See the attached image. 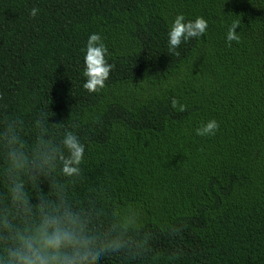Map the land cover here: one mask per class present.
Here are the masks:
<instances>
[{"label":"trees","instance_id":"1","mask_svg":"<svg viewBox=\"0 0 264 264\" xmlns=\"http://www.w3.org/2000/svg\"><path fill=\"white\" fill-rule=\"evenodd\" d=\"M179 14L208 28L175 55ZM234 21L240 42L229 47ZM93 33L114 66L98 93L82 86ZM5 115L22 120L29 142L41 115L57 141L77 134L74 195L104 213L139 211L152 254L100 264H264V0H0ZM213 119L215 135L197 136Z\"/></svg>","mask_w":264,"mask_h":264},{"label":"clouds","instance_id":"2","mask_svg":"<svg viewBox=\"0 0 264 264\" xmlns=\"http://www.w3.org/2000/svg\"><path fill=\"white\" fill-rule=\"evenodd\" d=\"M38 11L32 8L30 15L36 17ZM238 27L240 22L234 21L226 33L229 47L240 42ZM207 28L203 17L185 22L183 14L177 15L168 31L169 51L179 55L175 49L182 42L201 37ZM107 52L99 34L88 37L82 85L88 93L106 86L114 67L106 60ZM171 106L186 111L175 98ZM218 128L213 119L195 132L213 136ZM23 129L19 117L0 119V264H100L105 256L133 259L152 254L151 233L142 231L134 206L114 205L104 213L95 198L85 201L74 195L85 153L77 134L68 131L57 141L43 115L34 121L30 142ZM45 182L47 191L41 187Z\"/></svg>","mask_w":264,"mask_h":264}]
</instances>
